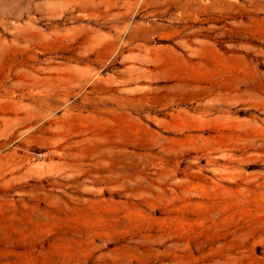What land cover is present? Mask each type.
<instances>
[{"label":"rangeland","instance_id":"374dc122","mask_svg":"<svg viewBox=\"0 0 264 264\" xmlns=\"http://www.w3.org/2000/svg\"><path fill=\"white\" fill-rule=\"evenodd\" d=\"M0 264H264V0H0Z\"/></svg>","mask_w":264,"mask_h":264}]
</instances>
